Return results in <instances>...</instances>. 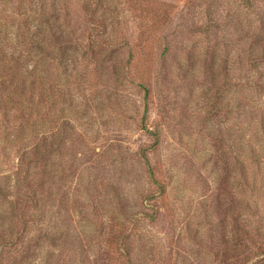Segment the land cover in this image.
I'll use <instances>...</instances> for the list:
<instances>
[{"label": "rangeland", "instance_id": "1", "mask_svg": "<svg viewBox=\"0 0 264 264\" xmlns=\"http://www.w3.org/2000/svg\"><path fill=\"white\" fill-rule=\"evenodd\" d=\"M65 1L72 122L39 212L10 215L0 164V264H264V0H99L109 46L80 81L89 25ZM152 71L146 98L134 81Z\"/></svg>", "mask_w": 264, "mask_h": 264}, {"label": "trees", "instance_id": "2", "mask_svg": "<svg viewBox=\"0 0 264 264\" xmlns=\"http://www.w3.org/2000/svg\"><path fill=\"white\" fill-rule=\"evenodd\" d=\"M98 1L82 3L89 30L87 43L81 45L84 56L76 81H80L82 66L88 62L85 68L90 70L91 63L109 46L99 37L102 23ZM69 16L70 8L64 0H0V164L13 163L10 175L0 173V177L14 181L18 191L10 215L39 212L51 200L45 180L54 127L64 131L72 122L65 116L66 109H59V100H65L59 88L64 72L59 69L63 59L69 60V52H76L69 39ZM118 47L129 56L122 76L125 79L131 75L134 52L127 42ZM55 60L61 62L56 65ZM153 73L139 75L134 81L137 90L146 92V98L152 94L154 78L158 79ZM41 168V173H36Z\"/></svg>", "mask_w": 264, "mask_h": 264}]
</instances>
